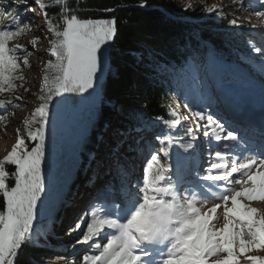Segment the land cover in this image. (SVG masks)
Listing matches in <instances>:
<instances>
[{
	"label": "snow or ice",
	"instance_id": "6c2138e0",
	"mask_svg": "<svg viewBox=\"0 0 264 264\" xmlns=\"http://www.w3.org/2000/svg\"><path fill=\"white\" fill-rule=\"evenodd\" d=\"M70 3L71 0H34L50 36L49 59L43 67L39 106L23 121L26 135L17 129L15 144L0 159V264H17L23 247L39 244L42 233L35 231L34 225L50 215L45 198L51 199L56 185V129L70 109V98L80 96L94 106L102 100L105 80L115 74L116 18H80L79 0L76 8ZM256 4L259 10H255ZM53 5L59 6L56 20L48 12ZM137 6L157 7L149 5L148 0H139ZM191 7L186 5L184 10ZM244 7V0H240L238 8ZM247 7L264 21V0H249ZM203 11L219 14L222 9L212 6ZM29 12H35L30 0L0 4V22L6 21L0 25V94H13L0 99V108L22 99L16 93L23 88L24 68L31 67V51L12 41L34 26L31 20H24ZM228 24L241 26L237 19L228 20ZM39 40L37 36L32 41L33 49ZM254 51L261 53L259 47ZM191 61L185 59L179 72L155 56L148 62L147 69L154 76L174 73L172 99L182 98L194 126H188L179 138L156 135L160 148L147 158L142 180H128L130 173L124 171L118 159L114 161L117 172L125 177L120 181L123 202H115L116 189L110 184L68 229L69 234L82 232L77 243L86 245L87 250L80 256L81 264H264V256L250 254L264 251V208L254 206L255 202L264 203V121L255 132L244 127L236 113L229 117L209 111L215 102L206 94L199 73L206 64H216L217 58L213 54L200 61L193 56ZM261 72L264 73V56ZM168 107L175 119L156 117L166 128L175 129L181 119L189 120V115L181 117L179 105ZM5 118L0 114V121ZM128 120L129 127L118 133L123 139L113 153L129 140L130 148L143 140L139 134L149 125L142 114L129 112ZM174 145L178 149L175 164ZM8 166L14 170L9 171ZM193 174L195 182L185 180Z\"/></svg>",
	"mask_w": 264,
	"mask_h": 264
},
{
	"label": "trees",
	"instance_id": "16d2710c",
	"mask_svg": "<svg viewBox=\"0 0 264 264\" xmlns=\"http://www.w3.org/2000/svg\"><path fill=\"white\" fill-rule=\"evenodd\" d=\"M148 2L149 5L157 7L141 9L137 6L139 0H79L80 10L77 14L80 17L116 18L117 37L113 43L116 57L114 61L115 74L105 80L101 103L97 107L95 117L91 121L89 130L80 144L81 159L69 185L76 179L78 180L77 176L82 171L88 157L97 158V160L94 159L92 162L94 166L99 164L102 156L98 155L97 151L102 145L99 143L98 138H105V130L108 128L114 129L118 134L129 127V112L134 111L142 114L149 125L144 132L152 130L153 134L156 135L171 134L177 138L184 136L188 126L182 121L175 129H168L162 121L156 120V117H163L169 120L175 119V117L170 115L168 105H171L172 108H176L179 105V112L180 107L184 108V106L181 97L176 96L175 99H172L175 95L176 87L174 73L169 72L154 76L148 71L147 64L153 56L160 62L174 67L176 72H179L184 65L185 59H188L189 63H191V57L194 56L197 60L205 61L210 55L214 54L217 58L215 70L218 73L220 82L227 87L246 80L240 66L245 67L252 74L259 73V69H256L258 63L255 62L253 56L248 55L245 50L241 49V45H243L255 52L254 47H256L255 45L258 41L254 38L249 36L241 37L239 34L231 32L226 21H218L214 18H203L197 21L196 18L203 17L205 12L201 9L192 10L190 8L185 11V6L181 0H148ZM30 3H32L31 0ZM45 3H50V0H45ZM77 3L78 0H71L70 6L76 8ZM0 4L7 5L8 0H0ZM161 5L164 6L163 9L158 7ZM106 8H113L115 11L106 12L104 11ZM15 11L16 9L13 7V13ZM48 12L54 20L58 19L59 6L53 5L48 9ZM38 18L34 12H29L24 17V20H31L34 26L18 40L12 41V43H21L25 46V39L36 29ZM2 23H6V21L0 22V25ZM49 39L50 36L47 32V41ZM258 47L261 49L260 46ZM30 56L31 54L29 55V61ZM22 59L23 56H21ZM29 70L30 67L23 70L25 81L23 82V88L16 93L18 95L24 94L26 75ZM11 95L13 94H0V99L6 100L5 96ZM38 101L40 103L39 97ZM194 103H199V100L194 99ZM19 106L9 105L5 108H0V114H4L6 117L0 123L6 124L8 120L7 114L12 112V110L15 112ZM109 139L102 144L106 146V151L110 155L115 156L116 153H113V149L117 146L119 140L112 136H109ZM128 145L125 148L133 150ZM153 150L159 151L157 147L145 150L146 153L142 157L144 165ZM177 150L174 145L172 149L174 164ZM106 164L113 169L111 163ZM8 170H14L13 166H8ZM90 170H94V168ZM188 177L186 176L185 180H188ZM173 179L175 180L176 177L173 176ZM138 180H142V177ZM68 193L67 191L65 196ZM59 207L54 214L53 219L55 220L60 214ZM88 208L89 205H87L85 210ZM77 218L79 219V217ZM55 228H57L56 225ZM61 230H64V228H61ZM73 233L79 234L80 232ZM77 241L69 249H66L67 253L71 250H81L83 245L78 244ZM83 253L84 251L77 253L76 257L80 258ZM49 254L50 248L43 243L39 236L38 245H26L22 248L17 258V264H46L44 257Z\"/></svg>",
	"mask_w": 264,
	"mask_h": 264
},
{
	"label": "rangeland",
	"instance_id": "374dc122",
	"mask_svg": "<svg viewBox=\"0 0 264 264\" xmlns=\"http://www.w3.org/2000/svg\"><path fill=\"white\" fill-rule=\"evenodd\" d=\"M31 1V4H33L32 6L35 8L34 14H37L39 18L37 20L36 29L25 39V46L31 51V67L26 75V89L28 91H24V94L21 95L22 99L20 101H16L11 105L20 106L15 112L12 110V112L7 114L8 120L6 124L0 123V159H2L15 144L17 139V129L20 130L21 135L26 134L23 121L30 118L33 110L39 106V87L43 79V67L47 61V49L49 44L47 41V31L43 14L38 6L34 4V0ZM181 2L184 6L189 4L192 5L190 8L192 10H203L205 7L217 6V8L222 9V12L219 14L205 13L203 17H198L196 20L214 18L218 21L222 20L228 22L230 19H237L241 26L233 27L228 25V29L231 32L239 34L241 37L249 36L258 41V43L254 45L256 47H261L262 51L260 54L253 52L251 48L248 49L241 45L242 50H245L248 55L253 56L255 62L258 63L256 69H259V73L252 74L248 69L240 66L246 78L244 82L234 84L230 87L220 83L218 73L215 72L214 69L216 64H206L200 73L206 94L211 96L215 102L212 111L220 114H223L224 112L226 114L230 113L231 115L233 113L250 114L251 112H254L251 111L255 109L253 104L264 102L263 100L259 101L261 97L264 99V73L261 72V57L264 56V21L257 19L253 15V9L247 7L249 0H244L245 7L243 9L238 8L240 0H235V2L234 0H181ZM255 10H259L258 4L255 5ZM88 18L110 19L102 17ZM249 18L251 19V24L248 23ZM252 25H255L256 27L253 28ZM37 36L40 37V40L36 43L35 48L33 49L32 41ZM9 97L10 96H5L6 99ZM100 103L101 100L97 101L93 106L89 101H82L80 96H73L70 98V109L62 115L57 124L55 137L56 167L54 170L56 185L51 199L49 200L47 197L45 198L46 203L50 207V215H46L34 225V230L42 233L40 239L48 248H50V254L44 257V262L46 264H81L80 258L76 257V254L87 250V246L83 245L81 250H71L67 253L66 249H69L80 239L77 238L79 234H69L68 229L74 227L78 220L77 217H80L85 211L89 202L92 201L101 190H106L110 184L116 189L114 199H116L118 203L123 202L124 198L120 193V181L125 177L122 173L117 172L114 161L117 159L119 160L124 171L130 173L126 178L134 182L142 177L144 167L142 157L146 153L145 150L150 148L147 147V143H152V145H150L151 147L157 145L160 148V144L155 139L153 131L147 130L140 134L143 136V140L136 147H132L133 150L125 148L128 144L132 143V141L129 140L119 148L115 156H112L106 151V146L102 143H106L110 140L109 136L116 137L119 141L123 139V137L118 135L114 129L108 128L105 130V138H98L99 143L102 145V147L98 149L99 151H97V154L102 156L99 164L94 166L92 162L94 159L97 160V158L88 157L82 171L77 176L78 180L76 179V181L69 185L81 159L80 144L89 130L91 121L94 119L97 107ZM240 106L244 108L249 107L246 109L237 108ZM52 111H56L55 107L52 108ZM209 111H211V109H209ZM180 115L181 117L189 115L188 121H184L183 119H181V121L187 126H194V120L190 116L188 109L180 107ZM228 116L231 117L230 115ZM199 135L201 141H203L204 138L202 133H199ZM47 143L49 145L52 143L51 132H49ZM214 150L216 149L213 148V151ZM203 151L205 156L207 151L206 146ZM206 158L207 157L205 156V159ZM106 163H111L114 170L111 167H108ZM92 168H94V170H90ZM195 179L196 177L193 174L189 175L188 180L186 179V181L195 182ZM90 181L93 182L90 184ZM67 191L69 193L65 196ZM133 191H135V189H133ZM254 206L264 208V203L255 202ZM58 207L60 208V214L58 213V218L55 220L53 218ZM55 225L57 228H55ZM61 228H64V230H61ZM250 254L264 256V251L256 250Z\"/></svg>",
	"mask_w": 264,
	"mask_h": 264
},
{
	"label": "bare ground",
	"instance_id": "6f19581e",
	"mask_svg": "<svg viewBox=\"0 0 264 264\" xmlns=\"http://www.w3.org/2000/svg\"><path fill=\"white\" fill-rule=\"evenodd\" d=\"M254 112L250 114H237L243 120L244 127L249 128L251 131L258 132L261 126L262 121H264V106L254 105ZM261 109V110H259ZM223 114H226L225 112ZM232 116L230 113L227 114Z\"/></svg>",
	"mask_w": 264,
	"mask_h": 264
},
{
	"label": "water",
	"instance_id": "95a60500",
	"mask_svg": "<svg viewBox=\"0 0 264 264\" xmlns=\"http://www.w3.org/2000/svg\"><path fill=\"white\" fill-rule=\"evenodd\" d=\"M81 235H82V232H80V233H79V235H78V237H77V238H80V237H81Z\"/></svg>",
	"mask_w": 264,
	"mask_h": 264
}]
</instances>
